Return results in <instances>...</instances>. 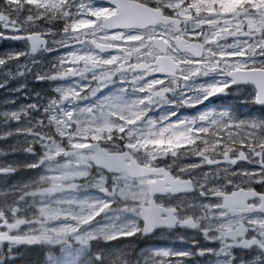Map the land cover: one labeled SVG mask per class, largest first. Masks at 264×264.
I'll use <instances>...</instances> for the list:
<instances>
[{
	"label": "snow or ice",
	"instance_id": "obj_1",
	"mask_svg": "<svg viewBox=\"0 0 264 264\" xmlns=\"http://www.w3.org/2000/svg\"><path fill=\"white\" fill-rule=\"evenodd\" d=\"M0 41V264H264V0H0Z\"/></svg>",
	"mask_w": 264,
	"mask_h": 264
},
{
	"label": "flooded vegetation",
	"instance_id": "obj_2",
	"mask_svg": "<svg viewBox=\"0 0 264 264\" xmlns=\"http://www.w3.org/2000/svg\"><path fill=\"white\" fill-rule=\"evenodd\" d=\"M14 47H18L17 44H15L12 41H0V52L10 49V48H14ZM49 59H51V57H49ZM29 80L31 81L32 78L29 77ZM35 87L37 90H40L41 88H47V85H40V84H33V83H29V88H33ZM235 91V90H234ZM5 99H11V97H7L5 95V92L3 90H0V110H4V100ZM244 97L243 96H239V98L237 99L235 96L234 97H230L229 100L227 102L229 103H233L234 105H236L240 111H247V109L242 105V101H243ZM20 102L23 103H27L29 101H24L22 99H20ZM191 112H182L181 115H191ZM9 143H12L11 141H9ZM0 144H2V142H0ZM3 157H0V161H2ZM7 159H12L11 157H8ZM14 179H20L19 176L15 177ZM136 244H138V248L137 251H139V248H146V247H155V248H182L184 247V245H182L178 240H176L174 237H170L166 234H161V233H157V235L151 237V239L147 242L143 241V238H141L140 240L135 242ZM23 250L25 248H22ZM28 250L29 252L32 253H36L38 256L45 258V254L42 253L39 249H35V250Z\"/></svg>",
	"mask_w": 264,
	"mask_h": 264
},
{
	"label": "trees",
	"instance_id": "obj_3",
	"mask_svg": "<svg viewBox=\"0 0 264 264\" xmlns=\"http://www.w3.org/2000/svg\"><path fill=\"white\" fill-rule=\"evenodd\" d=\"M45 258L38 256L36 253L29 252L27 249H20L19 258L16 264H43Z\"/></svg>",
	"mask_w": 264,
	"mask_h": 264
}]
</instances>
